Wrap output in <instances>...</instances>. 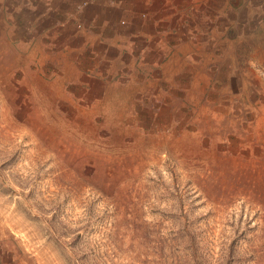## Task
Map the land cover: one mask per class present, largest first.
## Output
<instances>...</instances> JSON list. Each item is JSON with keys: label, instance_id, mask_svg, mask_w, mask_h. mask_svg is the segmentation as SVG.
Masks as SVG:
<instances>
[{"label": "rangeland", "instance_id": "1", "mask_svg": "<svg viewBox=\"0 0 264 264\" xmlns=\"http://www.w3.org/2000/svg\"><path fill=\"white\" fill-rule=\"evenodd\" d=\"M42 1L0 0V264H264V0Z\"/></svg>", "mask_w": 264, "mask_h": 264}, {"label": "crops", "instance_id": "2", "mask_svg": "<svg viewBox=\"0 0 264 264\" xmlns=\"http://www.w3.org/2000/svg\"><path fill=\"white\" fill-rule=\"evenodd\" d=\"M166 1L168 2V0H112L114 4L117 2L119 8L117 6H115V8L118 12L122 11L121 9L124 5L123 11L121 12L122 15L125 16L124 20H126V22L130 20L132 23H130L129 26L135 28V30L132 28L127 29L130 34L133 33V30L134 32H137L140 28H144V22L152 20L155 12L164 11L165 4H168L165 3ZM92 2H94V0H54V5L51 0H45L41 2V7L44 12L51 10L55 11V9L56 11H62L60 13V15L64 13L62 14V20L57 21V23H61L60 27L69 26V28L73 27V29H75L74 27L76 26L80 27V24H78L80 23L79 19H82V14L90 7L89 4ZM108 2H110V0H108ZM112 2L109 4H112ZM56 5H58L60 9L56 7ZM71 14L73 15V18H71ZM54 20L55 19H52V21ZM89 20L88 23H92L91 18ZM121 22L123 21L121 20ZM108 24H111V21H109ZM127 35L128 34H126V36ZM62 41L65 42L64 40ZM72 50L76 51V48ZM90 50L94 51L93 49ZM93 53L98 56V52L95 51Z\"/></svg>", "mask_w": 264, "mask_h": 264}]
</instances>
